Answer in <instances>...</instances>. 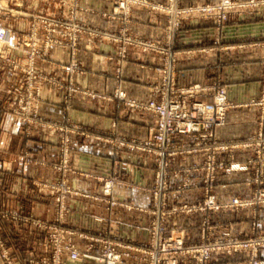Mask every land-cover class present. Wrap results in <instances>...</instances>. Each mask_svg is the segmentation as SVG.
Here are the masks:
<instances>
[{"label": "rangeland", "instance_id": "rangeland-1", "mask_svg": "<svg viewBox=\"0 0 264 264\" xmlns=\"http://www.w3.org/2000/svg\"><path fill=\"white\" fill-rule=\"evenodd\" d=\"M182 4V0H166L163 3L161 0H0V29L5 31L4 38L0 39V68L5 63L8 70L6 76L0 74V107L9 99L8 95L15 98L13 106L0 109L3 125L0 130L7 137H22V144L17 150V159L21 163L47 164L45 160L30 155L32 148L29 142L37 136L43 137L41 143H45L47 136L57 137L58 153L57 158L48 163L54 170V178L46 181L40 177L32 183L39 199L44 200L46 193L52 197V219H46L44 211L23 218L19 210L7 208L0 211L2 218H21L30 223L37 239L30 256L25 251L16 252L0 226V264H67L68 260L77 261L84 257L95 258L101 264H212L213 259L221 256L229 264H264L261 254L264 251V48H261V96L243 104L261 106L259 129L255 135L244 140H220L216 130L225 125L227 111L237 104L229 100L227 88L220 78L212 84L179 85L177 62L181 52L174 46L185 21L208 19L216 28L215 48L235 51L230 53L232 58H236L237 51L254 49L253 33L242 35L235 45H220V32L233 15L264 19V0ZM143 9L152 16L165 15L163 40L145 37L133 30L138 22L135 12ZM80 40L84 41L83 49L92 54L90 58L94 63L78 59ZM255 40H261L264 47V35ZM102 45H113V55L105 53ZM243 45L246 46L242 48ZM58 49L69 50L68 62L51 59V51ZM130 49L155 53L160 58V76L151 84L152 97L147 102L127 98L122 87L123 68ZM107 60H114L113 73L117 86L113 96L121 100L127 109H140L154 115L155 124L147 137H127L114 128L102 130L88 127L69 117L68 109L74 95L80 93L89 99L106 98V95L87 86L77 85L74 75L105 76L103 66ZM46 63L54 67L53 74L42 69ZM59 71L66 74L65 81L58 77ZM19 73L23 74L21 80ZM45 83L64 91L62 105L65 112L59 120L49 118L39 110ZM208 100L212 102L211 109L207 106ZM162 101L182 102L187 105L185 110L189 113L183 120H176L179 126H173L175 132H171L173 127L167 128L171 130L166 142L159 140L158 113L148 106ZM180 111L181 108L178 109ZM220 115L224 116L221 125L218 122ZM72 136L105 139L113 145L117 155L123 149L134 148L151 156L155 174L150 189L151 202L147 210L150 222L145 241H134L108 230L82 229L65 220L68 198L77 193L68 184L69 174L101 181L102 199H108L113 184L121 182L115 176H94L79 170L72 154ZM179 136L188 140L176 141ZM238 148L252 149V153L245 161H237L234 151ZM188 154H202L203 162L181 166L173 163L176 156ZM223 155L227 157L223 158ZM236 170L247 172L240 177V191L219 196L217 187L222 182L221 173ZM194 171L203 173L202 198L191 203H176L174 197L187 183L177 190H170L171 177ZM196 214L201 217L196 225L197 239L189 228L191 225L173 221ZM220 214H227L226 218H221ZM242 214L246 217L247 227L236 230L235 217ZM26 239L27 234L23 232L21 243H25Z\"/></svg>", "mask_w": 264, "mask_h": 264}, {"label": "crops", "instance_id": "crops-1", "mask_svg": "<svg viewBox=\"0 0 264 264\" xmlns=\"http://www.w3.org/2000/svg\"><path fill=\"white\" fill-rule=\"evenodd\" d=\"M165 1L161 0V3ZM182 1V5L190 6L218 0ZM230 18V21L221 29L220 45L227 43L235 45L236 42H239V37L247 34L249 36L253 33V39L249 38L248 40L254 41V49L237 51L234 56L236 58H232L230 53L235 51H222L214 47L213 39L216 28L213 21L208 19L185 21L178 34L177 44L174 43V46L181 52L177 62V82L179 85L212 84L215 79L220 78L227 88L229 100L237 105L227 111L226 123L216 130V136L220 140H244L255 135L259 129L261 106H244L243 104L257 100L261 96V60L263 55L261 48L264 47L261 40L256 42L255 39L264 35V19L245 18L243 15H233ZM135 19L138 22L133 30L137 34L163 40L166 19L163 13L152 16L144 9L138 10L135 12ZM20 29L19 27L18 30ZM229 37L236 39H229ZM83 44L84 41L80 40L77 57L85 63L86 60L92 63L90 58L92 54L83 49ZM102 46L105 53L113 55V45ZM245 46L243 45L242 48ZM232 47L236 49L235 46ZM50 55L51 59L56 62L69 61L68 49L52 50ZM0 63H2L1 59ZM105 63L103 66L105 76L77 73L74 75V80L80 87L87 86L95 92L106 95V98L89 99L80 93L74 95L72 105L68 109L69 117L74 122L96 129L114 128L118 133L127 137H147L155 124L154 115L149 111L127 109L121 100L113 96L117 86L113 73L114 60H107ZM159 65L160 58L155 53L128 50V59L123 68L122 86L126 97L135 101L147 102L152 97L151 84L157 81L160 76ZM42 69L46 73H54V67L51 64L42 65ZM0 74L2 77L8 74L5 63L0 68ZM19 74L21 80L23 74ZM57 75L64 81L67 78L64 71H59ZM63 95V90L45 83L42 87L39 110L49 118L61 119L65 112L62 105ZM8 96L9 99L4 101V105L0 109L10 108L14 105L15 98L11 95ZM211 104V100H208L209 109H211ZM2 127L0 118V129ZM40 139L44 140L42 136H37L29 142L30 148H32L30 155L45 160L47 164L44 166L24 164L17 159V150L22 144V137L19 135L7 137L0 130V211L7 208L19 210L21 218L39 215L44 211L46 219H52L54 214L52 197L46 193L44 200L39 199L37 189L32 183L40 177H44L46 181L54 178V170L48 163L57 158V137L47 136L45 143H41ZM185 140L188 139L181 136L176 138V141ZM71 148L73 157L78 162L79 170L94 176H115L121 182L113 184L108 199H102L100 195L103 183L101 181L83 175L69 174L68 184L77 193L68 198V211L65 220L82 229L108 230L134 241H145L147 239L146 228L150 222V215L147 212L151 202L150 189L155 174V165L151 156L134 148L123 149L117 155L113 145L105 139L78 136L71 137ZM251 153L252 149L249 148H238L234 151L237 161H245ZM222 157L226 158L227 156L223 155ZM203 159L202 154L178 155L173 163L178 166L201 164ZM246 174L245 170L222 172V182L217 187L219 196H225V193L230 191H240L242 187L240 177ZM202 179V171H194L189 174L181 172L171 177L170 190H177L183 183H187V186L181 188L174 197L175 202L199 201L203 196ZM220 215L221 218H226L227 214ZM21 218L10 220L0 217V226L16 252L25 251L30 256L37 239L32 232L33 226ZM200 218V214H196L182 216L173 219V221H179L187 226L191 225L189 228L193 237L197 239L196 225ZM235 219L236 230L246 229L247 220L244 214L236 215ZM23 232L27 234L25 243H21ZM261 254L264 262V251ZM227 261L224 256H221L213 259L212 264H229ZM67 262V264H101L97 259L91 257H84L77 261L68 260Z\"/></svg>", "mask_w": 264, "mask_h": 264}, {"label": "built area", "instance_id": "built-area-1", "mask_svg": "<svg viewBox=\"0 0 264 264\" xmlns=\"http://www.w3.org/2000/svg\"><path fill=\"white\" fill-rule=\"evenodd\" d=\"M4 36H5V31L3 29H0V39H3ZM148 106L150 109L158 113L157 127L158 129H161V132L159 133V138H160L159 140L161 142H166L167 140H169V138H167V135L169 134L168 131H170L171 129H167V128L173 127V126L174 127L179 126V123L176 120L178 118L183 120L184 117L189 115V113L185 110L187 105H184L182 104V102H179V101H173V102L171 101L167 103L163 101L161 103L152 102ZM180 108H181V111L178 112V109ZM218 122H220L219 125L224 123L223 115H220ZM189 126H194V125L189 124ZM174 127L172 128L171 132H175ZM179 131H182V130H179ZM160 147H161V143H160Z\"/></svg>", "mask_w": 264, "mask_h": 264}]
</instances>
